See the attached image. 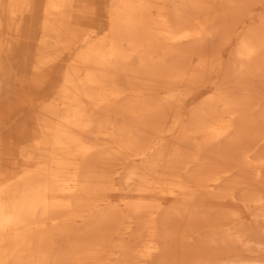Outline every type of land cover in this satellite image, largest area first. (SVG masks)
Listing matches in <instances>:
<instances>
[{"label": "bare ground", "instance_id": "1", "mask_svg": "<svg viewBox=\"0 0 264 264\" xmlns=\"http://www.w3.org/2000/svg\"><path fill=\"white\" fill-rule=\"evenodd\" d=\"M0 0V264H264V0Z\"/></svg>", "mask_w": 264, "mask_h": 264}, {"label": "rangeland", "instance_id": "2", "mask_svg": "<svg viewBox=\"0 0 264 264\" xmlns=\"http://www.w3.org/2000/svg\"><path fill=\"white\" fill-rule=\"evenodd\" d=\"M94 6L96 8V18L94 21L95 29L99 32H103L107 28V24H108L107 1L94 0ZM261 15H264V10L261 11Z\"/></svg>", "mask_w": 264, "mask_h": 264}]
</instances>
